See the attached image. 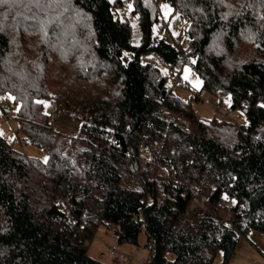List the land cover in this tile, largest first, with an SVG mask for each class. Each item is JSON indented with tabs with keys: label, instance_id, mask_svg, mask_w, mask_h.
Segmentation results:
<instances>
[{
	"label": "trees",
	"instance_id": "1",
	"mask_svg": "<svg viewBox=\"0 0 264 264\" xmlns=\"http://www.w3.org/2000/svg\"><path fill=\"white\" fill-rule=\"evenodd\" d=\"M161 1L184 36L155 32ZM146 55L179 74L188 65L247 123L198 117ZM5 93L17 140L46 158L0 135V264H107L89 254L100 227L152 264H213L219 252L229 264L249 230L264 233V0L0 3ZM43 98L79 120L76 134L54 129ZM195 197L207 211L190 209Z\"/></svg>",
	"mask_w": 264,
	"mask_h": 264
},
{
	"label": "rangeland",
	"instance_id": "2",
	"mask_svg": "<svg viewBox=\"0 0 264 264\" xmlns=\"http://www.w3.org/2000/svg\"><path fill=\"white\" fill-rule=\"evenodd\" d=\"M159 6L161 9L160 21L162 19L166 21V26L163 29H159L158 23L155 26V32L169 41H171L172 37L176 35L184 36L186 32L185 20H180L177 16L173 15L172 9L167 2L161 1ZM132 23L133 42L137 43L139 31L136 23L134 21ZM125 56L129 57L130 55L129 53H125ZM144 60L151 61L162 69L164 68V63L153 55L144 56ZM180 76L181 82L178 85L173 86V89L177 95L185 99L193 98V107L198 117L209 118L216 114L217 116H225L238 124L247 123L243 111L230 109L231 100L229 95L220 98L217 94L204 89L200 77L188 65L182 68ZM186 84H188V86H186ZM40 101L43 110L52 119V125L56 131L63 135H74L77 133L79 120L67 113L62 105L55 102L52 98H43ZM15 109L16 104L12 101L11 95L8 93L0 94V135L8 141L12 140L13 146L20 149L24 154L45 160L46 154L41 148L27 143L21 145L16 137L18 135H14L16 122L12 118V115ZM5 116L10 119L8 122L3 118ZM191 208L192 206L190 209ZM113 230L114 227L110 229L100 227L95 236L89 242V254L107 264H139L132 258L118 259L117 261H114V258L108 252V247L110 245L116 244L120 249L127 253L134 252L135 245L118 244L116 237L113 234ZM253 233L257 236L254 237ZM248 237V240L244 237L239 240L229 264H264V233L251 229L248 232ZM145 239L146 234L142 231L140 235L141 243H143ZM147 254V250L143 249V252L137 256H147ZM221 262L222 253L219 252L215 257L213 264H221Z\"/></svg>",
	"mask_w": 264,
	"mask_h": 264
},
{
	"label": "built area",
	"instance_id": "3",
	"mask_svg": "<svg viewBox=\"0 0 264 264\" xmlns=\"http://www.w3.org/2000/svg\"><path fill=\"white\" fill-rule=\"evenodd\" d=\"M186 24L190 26V22L186 21ZM166 26V21L163 19L159 22L158 28L163 29ZM164 72L168 76L172 87L178 85L181 82V76L178 70L172 65H166L164 67ZM5 120L8 122L10 119L5 117ZM132 180H130V183ZM191 206L195 211H207V206L205 200L202 197H195L191 200ZM142 246H135L134 252L127 253L124 250L120 249L116 244H112L108 247L109 254L116 259L122 260L127 258H132L136 260L139 264H152L151 258L148 256H137L143 252Z\"/></svg>",
	"mask_w": 264,
	"mask_h": 264
},
{
	"label": "snow or ice",
	"instance_id": "4",
	"mask_svg": "<svg viewBox=\"0 0 264 264\" xmlns=\"http://www.w3.org/2000/svg\"><path fill=\"white\" fill-rule=\"evenodd\" d=\"M14 2V0H13ZM0 3H9V0H0ZM166 7V6H165ZM14 99V98H13ZM262 107H264V105H262ZM225 199H227V197H225Z\"/></svg>",
	"mask_w": 264,
	"mask_h": 264
},
{
	"label": "water",
	"instance_id": "5",
	"mask_svg": "<svg viewBox=\"0 0 264 264\" xmlns=\"http://www.w3.org/2000/svg\"><path fill=\"white\" fill-rule=\"evenodd\" d=\"M128 60H129V57L125 56L124 61L128 62Z\"/></svg>",
	"mask_w": 264,
	"mask_h": 264
},
{
	"label": "crops",
	"instance_id": "6",
	"mask_svg": "<svg viewBox=\"0 0 264 264\" xmlns=\"http://www.w3.org/2000/svg\"><path fill=\"white\" fill-rule=\"evenodd\" d=\"M164 67H165V65H164ZM186 86H188V84H186ZM253 236L255 237V236H257V235H255L254 233H253ZM248 239H249V237H248ZM247 239V240H248ZM251 241V240H250ZM251 243L253 244V242L251 241Z\"/></svg>",
	"mask_w": 264,
	"mask_h": 264
}]
</instances>
